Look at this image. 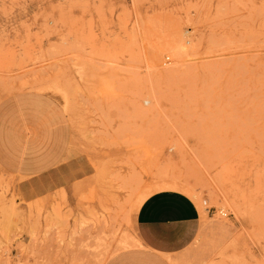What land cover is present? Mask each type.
I'll use <instances>...</instances> for the list:
<instances>
[{"label": "rangeland", "instance_id": "obj_1", "mask_svg": "<svg viewBox=\"0 0 264 264\" xmlns=\"http://www.w3.org/2000/svg\"><path fill=\"white\" fill-rule=\"evenodd\" d=\"M164 188L264 264V0H0V264L136 263Z\"/></svg>", "mask_w": 264, "mask_h": 264}, {"label": "crops", "instance_id": "obj_2", "mask_svg": "<svg viewBox=\"0 0 264 264\" xmlns=\"http://www.w3.org/2000/svg\"><path fill=\"white\" fill-rule=\"evenodd\" d=\"M202 214L195 199L174 188L156 190L147 195L135 214L136 238L144 246L133 263L128 257L126 264H172L197 236ZM131 254V253H130ZM129 254V256H130Z\"/></svg>", "mask_w": 264, "mask_h": 264}, {"label": "built area", "instance_id": "obj_3", "mask_svg": "<svg viewBox=\"0 0 264 264\" xmlns=\"http://www.w3.org/2000/svg\"><path fill=\"white\" fill-rule=\"evenodd\" d=\"M203 202L205 203L206 202V200H203ZM212 208V206H207V209L209 210V209H211ZM215 210V208L212 210V211H214ZM220 212H221V214H223V215H225L226 214V211H224V210H222V209H220L219 210Z\"/></svg>", "mask_w": 264, "mask_h": 264}, {"label": "bare ground", "instance_id": "obj_4", "mask_svg": "<svg viewBox=\"0 0 264 264\" xmlns=\"http://www.w3.org/2000/svg\"><path fill=\"white\" fill-rule=\"evenodd\" d=\"M251 9V8H250Z\"/></svg>", "mask_w": 264, "mask_h": 264}]
</instances>
